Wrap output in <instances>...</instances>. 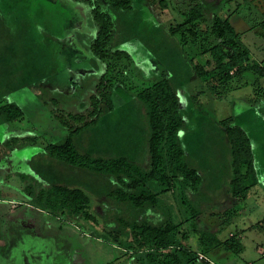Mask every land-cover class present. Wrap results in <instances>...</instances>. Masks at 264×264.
I'll return each instance as SVG.
<instances>
[{"label":"rangeland","instance_id":"1","mask_svg":"<svg viewBox=\"0 0 264 264\" xmlns=\"http://www.w3.org/2000/svg\"><path fill=\"white\" fill-rule=\"evenodd\" d=\"M67 1L77 7L74 9L76 15L83 18L80 23L74 26L73 22L71 27L66 26L63 31L62 28L39 27L41 33H32L31 45L35 44V50L40 46L43 52L47 70L45 74L55 79L48 85L24 87L7 96L8 100L22 106L25 116L11 124L0 125V142L31 130L41 138L38 143L18 149L6 157L0 155V197H3L0 199V264H148L143 262L140 255L125 254L123 248L115 245L112 239L103 237L89 224L83 226L82 223L60 217L50 218L44 211L33 209L29 204V196L24 192L28 185L35 190L50 185L33 165L39 158L43 162V149L49 142L59 141L67 134L55 114L91 111L90 97L97 92L102 73H106V64L95 60L91 49L98 31L93 7L99 3L105 8L107 3L104 0ZM149 1L134 0V10L122 15L118 20L119 25L115 26L118 41L130 39L117 48L127 52L131 60L126 61L124 58L111 63V66L117 65L112 67L114 70L110 76L115 78L111 93L114 109L107 116H102L91 134L88 131L91 144L81 147L85 154L93 157L107 153L124 154L142 158L146 153L147 127L143 108L132 99L134 93L165 76L170 77L174 73L184 76L192 64L190 58L204 65L208 71L212 69L207 65L211 55L202 54L193 40L187 42L183 51L178 42L179 36L170 35L171 25H178L183 19L182 13L197 0H169L167 6L162 5L161 0L154 3ZM62 12L65 20L67 14ZM214 13L231 20L241 40L252 52V58L264 60V37L260 28L264 19V0L224 1L208 14V21L213 20ZM56 15L54 11H46L45 20L50 21L54 17L55 20H61ZM55 20L54 26L57 24ZM208 23H203L199 28L207 30ZM17 56L19 58L22 54L17 53ZM21 58L24 59L23 56ZM259 78L252 72L241 80L230 82L228 94L221 98L215 97L200 78H191L186 86L188 94L205 90V94L199 98L201 105L194 104L195 109L199 108L197 115L203 116L204 120L194 119L191 122L193 129L187 127L193 136L191 139L185 137L186 142L191 143L190 152L195 153L192 160L191 156H187L189 162L203 170L201 175L204 182L200 192L204 191V200L192 201L191 191L185 195L196 210L207 206L206 210L199 218L187 221L193 214L183 204L179 187L172 185L167 192H161L163 187L154 185L152 190L160 200L159 208L149 209L145 213L155 222L162 220L165 215H171L175 222H183L194 251L199 250L191 229L194 221L200 228L219 232L223 242L228 237L242 242L243 248L237 254L226 251L223 243L217 244L209 254L217 264H264V98L256 93L260 87L264 90V77ZM217 82L222 81L218 79ZM233 115L245 126L248 125L246 128L253 133L257 143L256 178L252 176L253 186L242 202L237 204L236 199L230 197L224 202L217 198L213 203V199L221 192L224 196L226 182L220 176L225 138L214 125ZM219 129L223 128L219 126ZM94 179L97 177L82 172V175H76L71 184L87 190L91 189L88 184L93 185ZM60 181L63 183L65 180ZM97 186H100L98 190L103 191L105 188L99 181ZM96 194L93 192L90 195L91 210L96 215L98 229H105L107 224L114 227L120 218H131L128 212L118 208L116 200L107 199L104 195L97 197ZM23 201L24 205L21 204ZM242 231V234L239 233ZM168 260L166 255L157 259L164 264H168Z\"/></svg>","mask_w":264,"mask_h":264},{"label":"trees","instance_id":"2","mask_svg":"<svg viewBox=\"0 0 264 264\" xmlns=\"http://www.w3.org/2000/svg\"><path fill=\"white\" fill-rule=\"evenodd\" d=\"M224 1L238 2L197 0L189 10L182 13V21L170 28L172 37L179 36L181 50L185 51L184 47L191 39L202 54L209 53L211 59L207 65L212 69L208 71L204 65L195 63L190 58L192 64L184 76L177 73L170 77L165 76L134 93L132 99L143 108L147 127L146 153L142 158H137V155L134 157L108 153L93 157L81 151L84 144H91L89 135L92 128L100 122L103 115L107 116L114 109L111 93L115 87V78L110 76L114 70L112 67L117 65L111 66V63L124 58L126 61L131 60L127 52L117 48L126 44L127 39L118 41L115 26L119 25L118 20L122 15L134 10V0H104L107 3L105 8L103 4L95 3L93 17L98 31L92 41L91 51L95 60L106 64V73H102L97 92L90 97L91 111H64L55 114L67 134L59 141L49 142L43 149V162L39 158L33 165L50 182L49 186L37 190L26 186L24 192L29 196V204L33 209L44 211L50 218L60 217L82 223L83 226L89 224L103 237L112 239L115 245L123 248L125 254L140 255L143 262L148 264H164L157 261L163 255L168 257V264H192L197 261L206 264V260L199 259V254L212 260L209 254L219 243L224 244L226 251L239 253L243 248L240 240L228 237L223 242L219 232L200 228L195 221L191 223V229L199 250L194 251L183 222H175L171 215H165L162 220L155 222L145 214L149 209L159 208L160 200L152 190L154 185L162 186L161 192H167L172 185L179 187L183 204L193 214L187 221L199 218L206 210L207 206L196 210L191 203L194 199L204 200V191L200 192L204 181L202 168L192 165L187 158L191 156L192 160L195 153L190 152L191 143L188 144L185 137L192 138V132L187 127L193 129L191 122L194 119L204 120L203 116L197 115L199 108L195 109L194 104L200 106L199 98L205 94V90H197L195 94L187 93L186 86L191 78H200L215 97L221 98L228 94L227 87L230 82L241 80L246 74L254 72L260 78L264 77V60L252 58V52L241 40L240 33L231 20L214 13L213 20L208 21V14ZM160 2L167 6L169 0ZM61 9L67 14L64 16L65 20ZM74 9L77 7L67 0H0V125L11 124L25 116L22 106L16 101L8 100L7 96L24 87L48 85L55 79L45 74L47 70L43 52L39 49L40 46L35 50V44L31 45L32 33L40 32L39 27L44 26L50 29L62 28L61 31L66 26L71 27L73 22L76 26L83 18L81 15L77 16ZM49 10L58 14L56 17L61 20H55V17L50 21L45 20L46 11ZM203 23H208L207 30L199 28ZM260 28L264 37V19ZM58 31L59 29L56 33ZM17 53L22 54L24 59L22 56L18 58ZM218 79L222 82L218 83ZM260 88L256 89V93L264 98V90ZM242 123L233 115L214 125L225 138L224 156L221 158L223 176H220L226 182L224 196L221 192L213 199V203L217 198L224 202V199L230 197L235 198L237 204L242 202L253 186L252 176L256 178L254 173L258 161L257 143L253 133L246 128L248 125ZM219 126L223 129H219ZM40 138L39 134L31 130L6 139L0 142V155L6 157L18 149L38 143ZM44 160L46 165L43 164ZM82 172L97 177L92 181L93 185L88 184L91 189L86 190L71 184L76 175H82ZM58 177L65 181L62 183ZM98 181L105 186V190H98ZM92 191L97 193L95 196L104 195L107 199L116 200L119 203L118 208L128 212L131 218H120L114 227L107 224L105 229H98L96 215L91 210ZM187 191L192 192L191 200L185 195ZM21 204L24 205V201ZM239 233L242 234L243 231ZM1 240L0 237V242Z\"/></svg>","mask_w":264,"mask_h":264},{"label":"built area","instance_id":"3","mask_svg":"<svg viewBox=\"0 0 264 264\" xmlns=\"http://www.w3.org/2000/svg\"><path fill=\"white\" fill-rule=\"evenodd\" d=\"M263 252V251H262ZM264 253V252H263ZM199 259H201V260H206L207 261V263L206 264H217V263H215L213 260H210L209 258H207L205 255H203V254H199Z\"/></svg>","mask_w":264,"mask_h":264}]
</instances>
